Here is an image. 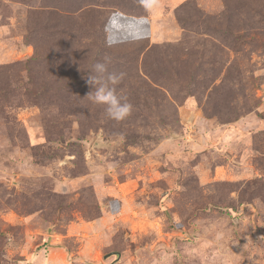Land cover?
Listing matches in <instances>:
<instances>
[{"label":"rangeland","instance_id":"1","mask_svg":"<svg viewBox=\"0 0 264 264\" xmlns=\"http://www.w3.org/2000/svg\"><path fill=\"white\" fill-rule=\"evenodd\" d=\"M162 3L0 0V264H264V0Z\"/></svg>","mask_w":264,"mask_h":264},{"label":"clouds","instance_id":"2","mask_svg":"<svg viewBox=\"0 0 264 264\" xmlns=\"http://www.w3.org/2000/svg\"><path fill=\"white\" fill-rule=\"evenodd\" d=\"M139 4L147 13V16L141 19H147L163 7L162 0H139ZM110 63L111 58L105 57L103 61H98L93 65L91 72L95 74H89L87 79L92 91L87 94V97L93 103L105 106L107 116L119 122L131 114L133 105L127 96L118 94L117 91V85L123 81L126 74L109 72Z\"/></svg>","mask_w":264,"mask_h":264}]
</instances>
